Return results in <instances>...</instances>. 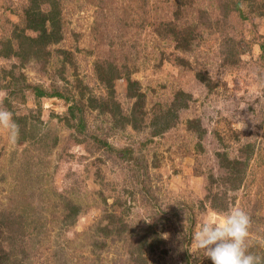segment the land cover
<instances>
[{"label": "rangeland", "instance_id": "1", "mask_svg": "<svg viewBox=\"0 0 264 264\" xmlns=\"http://www.w3.org/2000/svg\"><path fill=\"white\" fill-rule=\"evenodd\" d=\"M182 1L0 0V48L15 26L26 27L29 7L56 9L64 35L38 57L30 42L24 65L0 56V103L20 128L15 144L0 128L3 263L213 264L192 236L205 221L221 222L230 207L249 214V251L264 255V0L254 7L236 0L243 14L227 16V0ZM172 28L194 32L187 46ZM12 66L64 96L38 98L15 87L10 93L4 84ZM101 72L113 78L112 90ZM199 74L211 78V88ZM128 77L145 93L137 128L121 120L135 103ZM180 89L192 94L189 107L172 115L174 122L162 112L159 122L154 116ZM91 95L106 97L114 112L89 107ZM73 103L84 106L82 133L66 121ZM167 122L169 129L155 134ZM88 134L134 148V159L125 151L109 154ZM235 168L246 169L239 179ZM216 195L223 209L213 206ZM72 202L83 212L67 223ZM135 225L137 235L128 230Z\"/></svg>", "mask_w": 264, "mask_h": 264}, {"label": "trees", "instance_id": "2", "mask_svg": "<svg viewBox=\"0 0 264 264\" xmlns=\"http://www.w3.org/2000/svg\"><path fill=\"white\" fill-rule=\"evenodd\" d=\"M182 1V0H180ZM245 1H250L252 6L254 7V4L256 3V5L258 4L257 0H245ZM183 2V1H182ZM56 6V4H55ZM227 7H225L224 5L222 6L225 12V16L230 15V12H240L241 14H243V9H242V5L240 1H236V0H227ZM178 14V11L176 12ZM25 16H26V27H20L19 25L15 26L14 30H13V34L12 36H10L8 39L3 40L1 42V48H0V56L3 58H9V57H17L19 60H21V64L24 65L26 60L28 59V53L30 52L26 46L31 42V44L34 46V50H35V55L38 57L40 56V54L43 53H47L48 51L46 50L47 47L51 44V43H57L59 41H61L64 37L63 35V31H62V23L60 22V19L57 17L58 13L56 9L50 10L46 13L43 12H38L37 10H34L32 7H29L25 10ZM221 19H218L217 21H220ZM51 23V28L49 29L47 27V22ZM175 28V27H173ZM171 29L172 34H179V32L181 33L182 36H180L181 41H185L183 44L184 46H187V43L191 40V38L193 37V33L191 32V30H186L184 29L182 32L178 31V30H174ZM27 29H33V30H37L39 31L38 34L36 36H32L26 33ZM183 46V47H184ZM182 47V48H183ZM34 55V54H33ZM15 66V65H14ZM13 69H15L13 66L9 71V74L12 76V78L10 79V81L6 82L4 84V87L6 89H9V92H13L14 87L16 88L15 91H23L25 89H31L33 90V93L35 94L36 97L40 98L43 96H61L63 97L64 94L58 90L55 91H51L48 92L42 85L40 84H33L27 81L26 76L24 75V73L21 71L18 75L15 73V70L13 71ZM115 69V68H114ZM4 71H7L4 70ZM118 70H114L112 72V75L117 72ZM101 78L102 80L105 82L106 86L108 88H110L111 90L113 89L114 85H113V78L111 76H107L105 74V72H101ZM6 77V76H4ZM117 77V76H116ZM208 78V79H207ZM199 80L206 82L207 85H209V88H211V78L208 76H204L199 74ZM128 85H129V91H128V95L132 98H135V103H134V107L132 110V115L130 117H124L122 115L121 120L122 123H129L131 124L133 127L135 126V128H137V122L139 121V117L143 116L146 112L144 111V107H145V93L141 90V85L140 82L137 80H133L132 78L128 77ZM14 91V93H15ZM23 91V95H24ZM110 93V92H109ZM106 97H97L96 95H91L88 97V103L87 105L89 107H91L92 109H96L98 110L100 113H106L109 110L114 112L113 108L111 107V103L107 102L108 99H105ZM192 100V94L185 91L184 89H180L178 91H176L174 98L172 100V102L170 104H168V107L166 110H163L160 112L161 115L156 114L154 117L156 119L159 120V122H161V118L162 117V112H166V115H170L169 121L174 122L172 119V115L174 116L175 113L178 112V110L182 109V108H187L190 105V101ZM115 104V106L117 108L120 107V105L116 104L115 102H113ZM3 103H0V106ZM6 104L9 105V103L6 102ZM10 109V107H9ZM81 110V115H78V113L76 112V110ZM84 106L83 105H79V104H70L69 105V117H66V121L68 122V124L70 126H72L76 132H83L85 126H86V121L84 119ZM162 110V109H161ZM16 118V115H13V119ZM21 117H18L17 120H19ZM77 118V119H76ZM75 119V120H73ZM166 121H168L166 119ZM196 122H198V119H195L194 121L190 120L189 126L191 127L192 124H195ZM159 124V123H158ZM155 130V134H161L163 133L165 130H168L170 127V123L167 122L164 124V126L160 127ZM88 136L93 137L94 140L96 142H98L100 144V146H102L103 149H105L109 154H111L112 152L115 153V155H117L118 151H125L126 153H128V156L131 159H134V148L132 147H125L124 149H120L119 147L116 148L114 147L107 139L105 138H101L99 139V137L95 134H91ZM120 156V155H119ZM118 156V157H119ZM226 159L227 157L224 156ZM224 158H222V164L225 165V163H227V167L230 166V163L225 160ZM248 160V159H247ZM239 161H236V163H238ZM243 170H239V168H235L232 169L231 171L233 173H235L237 175V179L241 178L243 176V173L245 172V168H242ZM216 198L217 195L215 197V201L213 199V206L216 209H223L222 203L221 204H217L216 202ZM83 212L82 210V206L80 204L77 203H70L68 206V212L65 216L66 218V222L70 219H77V217ZM74 220V222H75ZM116 221H119L116 219ZM68 223V222H67ZM73 223V222H72ZM71 224V223H70ZM112 224V223H111ZM122 226L124 227H128V223H122ZM110 227V228H109ZM109 227H106L104 229L103 234L106 237L109 236V234L111 232H113V225H109ZM136 225L135 226H130L128 228V230L130 231V233L132 234L133 230L135 231V235L138 234L137 230H136ZM147 231V233L149 234V232H152L150 225H148V227L145 229ZM144 230V231H145ZM140 249L139 251L142 253V249L141 247L146 244L145 240H146V232L143 234L142 237V233H140ZM103 240H105V238H103ZM159 241H155V243L149 244V249L150 251H155L156 247L158 246ZM144 247V246H143ZM0 264H11L10 259H8L6 261V263H3V261L0 260Z\"/></svg>", "mask_w": 264, "mask_h": 264}, {"label": "clouds", "instance_id": "3", "mask_svg": "<svg viewBox=\"0 0 264 264\" xmlns=\"http://www.w3.org/2000/svg\"><path fill=\"white\" fill-rule=\"evenodd\" d=\"M0 128L8 130L9 142L19 139L20 128L13 113L0 106ZM251 217L240 207H230L221 222L205 221L193 233L195 247L204 250L213 264H264V255L249 251L247 238Z\"/></svg>", "mask_w": 264, "mask_h": 264}]
</instances>
